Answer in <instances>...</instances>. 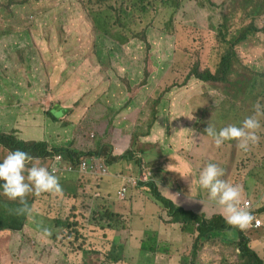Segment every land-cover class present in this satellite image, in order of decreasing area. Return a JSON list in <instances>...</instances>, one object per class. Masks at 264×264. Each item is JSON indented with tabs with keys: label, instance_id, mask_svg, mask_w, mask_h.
Returning <instances> with one entry per match:
<instances>
[{
	"label": "rangeland",
	"instance_id": "1",
	"mask_svg": "<svg viewBox=\"0 0 264 264\" xmlns=\"http://www.w3.org/2000/svg\"><path fill=\"white\" fill-rule=\"evenodd\" d=\"M134 1L0 0V16L5 19L0 27L7 36L0 38V129L9 125L12 135V130L29 128L24 141L46 140L50 151L56 142L57 154L62 156L71 153L76 159L80 153L91 156L98 151L103 155L105 149L106 160L109 155L120 158L116 164L108 162L112 176L107 180L81 176L76 168L58 176L61 193H29L30 214L17 215L19 201L0 192L1 222L23 224L17 231L0 232V264H184L183 252H195L197 246L191 241L185 245L182 227L162 216L166 206L155 200L158 192L166 194L168 180L175 184L163 162L172 165L171 158L178 152L186 157L183 151L195 149L197 170L208 161L217 164L224 172L222 179L243 186V198L259 206L261 196L264 206V127L258 132L259 143L247 151L234 140L216 147L204 132L208 123L216 130L237 126L251 114L254 103L264 105V15L259 16L264 1L164 0L171 2L167 11L162 0H140L146 12L134 10ZM251 25L255 30L236 43L227 82L208 85L191 79L184 83L185 75L175 72L174 62L195 54L204 55L198 61L206 67H217L225 50L221 36L239 38ZM109 27L108 37L100 38ZM162 79L173 91L154 101L151 97L156 99L154 91ZM113 90L118 94L108 98ZM9 95L21 102L15 119H9ZM98 96L109 104L100 102L84 113L82 107ZM156 105L163 107L160 113ZM67 106L71 109L60 110ZM129 116L134 120L122 124ZM148 133L159 136L154 143L158 142L161 155L146 150L150 138L146 147H140ZM6 153L0 147V161ZM127 153L132 157L125 159ZM140 170L150 173L158 189L130 186L120 200L117 193L123 179L131 180L129 176H137ZM185 173L198 177L196 169ZM176 183L181 186L179 179ZM181 206L195 215L214 213L206 202L191 196ZM42 226L52 229L50 237L42 234ZM160 227H165V234ZM122 234L132 242H125ZM215 234L222 238L216 240L220 244L232 246L219 249L213 242L205 248L216 264H225V255L241 264L236 247L244 236L251 239L250 249L252 241L259 244L256 249L264 257V228L241 233L229 227ZM113 249L121 250L126 260L112 262ZM130 249H135L132 257ZM167 252L171 253L168 263H160Z\"/></svg>",
	"mask_w": 264,
	"mask_h": 264
},
{
	"label": "clouds",
	"instance_id": "2",
	"mask_svg": "<svg viewBox=\"0 0 264 264\" xmlns=\"http://www.w3.org/2000/svg\"><path fill=\"white\" fill-rule=\"evenodd\" d=\"M262 8L263 10L259 16L264 15V4ZM222 29L223 27H221V30ZM222 34H224V31ZM225 37L226 35H223L221 36V39L223 40ZM228 40L230 39L228 38ZM218 84H222V82H218ZM89 96V91H87V100L89 99ZM62 109L68 111L71 108L70 106H67L66 109ZM262 119H264V105H261L257 102L252 105L251 114L246 116L243 121H240L237 126L228 124V126H225L217 131L213 124L208 123L207 127L204 129V132L208 137H211L213 139L216 147L222 146L225 141L234 140L236 141V145L238 148L247 151L251 146L258 144L260 141V135L258 134V132L262 127H264V124H262ZM133 120L134 119L132 118V116H129L128 120L123 121L122 124H129ZM148 138L152 139V143L146 150H152L160 154L161 148L157 146L158 142L154 143L155 141L159 140V136H154L150 133L142 136V139L139 142L140 147H146L145 144ZM125 139L129 142H132L131 136H127L125 137ZM163 140L164 138H160V141ZM152 144L154 148L152 147ZM194 150L192 152L183 151L185 153H188L186 157H184L180 152L176 153L174 158H171V161H173L172 165L168 163L166 166L165 161L163 162L166 167V174H170L174 177L175 184H172L171 181L168 180V188L165 190L166 196L163 197L158 191H156V193L158 192V194H156L155 200L161 202V199L163 198L166 200V202L170 203L172 207L175 206L177 208H182L181 203L190 196L189 189L195 188L197 190V197L192 198L203 200L204 202H206V204L214 211V213L212 215H195L193 213L179 214L180 220L178 221L174 218V216L170 215V209L168 205H166L163 201L161 203L166 206L165 211L167 213L166 215H164L165 212L163 211L162 216L168 219H172L178 224L182 222H193L197 229L200 227V223L198 221L203 220L204 218H223L225 222L230 226V228H237L241 233L263 229L264 213L261 214L260 212L264 209V206L260 204L261 196L258 198L260 199L259 206L254 204V202H252L251 200L243 198V186L240 184H232L227 180L222 179L221 177L224 176V172L215 163H209L208 161L207 165L205 164L204 168H202L201 170H197V167L194 163ZM99 154V151L95 152V154L91 156L88 154H84L83 160H81L80 163L82 165V163L85 161L91 162L97 160L99 164L102 165L106 170V174H102L95 170L82 171L80 169L78 173L81 176H96L100 180H107V178L109 177L111 178V167L107 163L108 160H106L105 158H100L98 156ZM127 154L125 155V159H129L132 157L130 153V156L126 157ZM109 157L111 158L114 156L109 155ZM32 159L33 157L29 153L20 149H16L14 151H10L8 155L3 159V161L0 162V181L3 182L2 184H0V188L3 189V194L8 199L19 201L21 206L15 209V213L17 215H25L31 213V208L26 200V197L29 193L40 195L44 193L59 194L62 192L59 179L56 175V172H54V169L52 168L51 171H49L48 168H45L43 166H32L27 170V177L25 176L26 165ZM119 161L120 158H113V164H116ZM192 169H196L198 175L197 178H195L191 174L186 177L185 170L191 171ZM149 175V172L140 170L137 176H129L131 177V180L129 178H124V183L117 193L118 198L120 200H124L130 186H137V188L142 191L146 190L147 188H149L150 190L158 189V183L150 180ZM178 179L181 181V186H178L176 183ZM121 196L123 197L121 198ZM211 202L215 205L210 204ZM247 202L251 203V207L247 206ZM183 213L187 212L183 210ZM195 217L197 219H195ZM258 220L262 222L261 227H256V222ZM246 229L248 231H246ZM41 230L42 234L45 236L50 237L52 235V229L49 227L42 226ZM246 238L247 236H244L241 239L240 243L243 239ZM250 244L251 239L249 241V245ZM252 244L254 245V248L252 247V250H254L260 256L256 249L258 245L257 242L255 243L252 241ZM236 250L239 251L238 257L240 260L241 250L239 246L238 248L236 247ZM260 258L263 259L264 257L260 256Z\"/></svg>",
	"mask_w": 264,
	"mask_h": 264
},
{
	"label": "trees",
	"instance_id": "3",
	"mask_svg": "<svg viewBox=\"0 0 264 264\" xmlns=\"http://www.w3.org/2000/svg\"><path fill=\"white\" fill-rule=\"evenodd\" d=\"M163 1V9H166L167 11H170L169 9V5L171 4V2L169 1L164 2ZM25 2L19 3L18 5H23ZM133 9L138 11L139 9H141L142 11L146 12V7L144 6V4L140 3V0H135L133 3ZM175 11L170 12V17L174 16ZM0 20L5 22V19L3 18V16H0ZM98 20L101 22L103 19L101 17L98 18ZM169 20H166L162 25L164 27L165 24H169ZM161 25V23H160ZM110 28H107V30H105L104 34H100V38L104 37L106 34H110ZM255 30V28L251 25V27L247 28L244 30L242 36L238 37H232L230 40H228V36L226 35V37L222 40L223 44L225 45V50L220 58V63L217 65V67L213 68V67H206L204 65V63L199 62L198 59L199 58H204V55L202 56H198L197 54L193 55L192 57H190L187 60L184 61H176L172 64V66L175 69V72H177V74L179 75V77H182V75L184 76V83L188 82L191 79H197L200 82L204 83V84H213V83H218V82H226V76L229 73V70L232 69V56H234L235 52V47H236V43L241 41V39L248 33L253 32ZM5 28L0 27V38H7L6 34L4 33ZM106 37H108L106 35ZM114 40H116L117 42H119L118 44H124L123 42H121L120 40H118L116 38V36L113 37ZM233 39V40H232ZM12 49H14L12 47ZM182 53L187 54V50H179ZM194 64H197V67L194 70ZM6 83L8 85V81L6 79ZM173 90L169 89V87H167L164 79H162L159 82V88H156L154 91V95L156 96V99H153L151 97L152 100L154 101H160L164 96L170 94ZM118 92L116 91H111L108 92V98H111V96L113 94H115ZM9 97L12 98V103L8 104V112H9V119L10 117L12 119H15L17 117V111L20 107L21 102L17 99L14 98V95H9ZM103 102L105 104H109V102L101 99L99 96L90 104L87 105L86 107H82V111L84 113H88L89 111L92 110V108L97 105L98 103ZM159 104V103H156ZM159 106L160 109L159 110H155L156 112L160 113L163 110V107L160 105H156V107ZM63 111H66L64 109H60ZM58 110V111H60ZM58 111L54 112V115L57 116ZM160 111V112H159ZM9 121V120H8ZM8 128L9 125L5 126L4 130L0 129V147L2 149H7V155L10 151H14L16 149H20L22 151H25L27 153H29L33 159L27 163V165L29 167L32 166H43L45 168H48L49 171H51V168L54 169L56 171V175L57 177L61 174H65L66 170H70L73 171V169L77 168V171H79L81 169V163L80 161L83 160V157H81L84 154H79L78 158H74L73 154H69V155H59L57 153H59V148H58V143L56 142H52V144L54 145L52 148V151H50L48 149V144L44 141H33V142H27L24 141V135L28 132L29 128H24L21 129L19 132L14 133L12 130V135H10V133L8 132ZM219 131V130H217ZM20 139V140H19ZM102 154H99L98 156L100 158H104L105 157V149H102ZM5 155V156H7ZM130 154L128 153L126 157H129ZM113 158L115 157H111L108 159V162H110L109 164H113ZM78 159V160H77ZM117 159V158H115ZM3 159H1L0 162H2ZM107 162V163H108ZM239 164L237 162V168H238V172H239ZM26 165V166H27ZM75 167V168H74ZM248 170H246L247 172ZM245 172V173H246ZM242 171V178H244V174ZM240 174V173H239ZM25 176L27 177V174L25 173ZM249 176V174L247 175ZM3 182L0 181V184H2ZM260 183V182H259ZM0 192L3 193V189L0 188ZM264 192V191H263ZM263 192L257 194V195H261ZM246 195H248V193L245 192ZM168 205L169 209H170V215L174 216V218L176 220H180L179 218V214H189V213H183V209L182 208H177L175 206L172 207V205L168 202H166L165 199H161V202H163ZM182 216H187V215H182ZM195 219H197L195 217ZM199 220V219H198ZM200 223V227L198 228L199 231H202L203 233H206L201 239H197V240H193L194 244L197 246V250L195 252H183V262L184 264H210L211 262L215 261L214 256H206L205 255V248H207L211 243L210 242L208 244L209 241V233L208 231L210 230H219L220 232H224L226 230H228V228L230 227L223 218H212V219H207L204 218L203 220H199L198 221ZM22 223L20 225L15 224V222H12L10 224H3L1 222V218H0V232L1 231H6V230H14L17 231L19 229H21L22 227ZM131 226V225H130ZM130 234L133 237L132 234V230L130 229ZM123 235V239H125V242L131 241L130 237L128 235ZM249 241L250 238H246L243 239L242 242L239 244V248L241 250V255H240V260H241V264H264V260L262 258H260V256L252 249L249 248ZM132 242V241H131ZM216 244V243H215ZM148 246L147 244H144L143 246L141 245V249H147ZM133 249H130L128 251V256L132 257V252L135 253V249L132 251ZM112 254H114L116 257H112L111 261L112 262H124L126 260L123 252L121 250L116 251L115 249H113L111 251ZM166 257V258H165ZM169 254L167 253L160 261V263H168L169 261ZM222 263L225 264H236L235 261H233L231 258L227 257L225 255V258L222 260ZM211 264H216L215 262L211 263Z\"/></svg>",
	"mask_w": 264,
	"mask_h": 264
},
{
	"label": "crops",
	"instance_id": "4",
	"mask_svg": "<svg viewBox=\"0 0 264 264\" xmlns=\"http://www.w3.org/2000/svg\"><path fill=\"white\" fill-rule=\"evenodd\" d=\"M189 193H190L191 197H197V190L195 188H190ZM164 196H166V194ZM263 219H264V216H263ZM179 225L182 227L181 228V234H182V238H184V240H185V245H187L189 243V241L193 242V240H197L198 238L201 239L206 234V233H203L202 231H199L195 227L193 222H182V223H179ZM188 226H191V228L188 229ZM159 231L161 234L166 233L165 227H160ZM208 232H210L208 235V237H209L208 244L210 242H215L216 246L219 249L229 247V246H224V245L220 244L218 241H216V240H219L222 238H219V236H217L215 233H223V232L216 231V230H210ZM165 239H167V238L165 237L164 240ZM205 255L206 256H212L211 254H208V253H205Z\"/></svg>",
	"mask_w": 264,
	"mask_h": 264
},
{
	"label": "built area",
	"instance_id": "5",
	"mask_svg": "<svg viewBox=\"0 0 264 264\" xmlns=\"http://www.w3.org/2000/svg\"><path fill=\"white\" fill-rule=\"evenodd\" d=\"M81 170L82 171L95 170V171H98V172H100L102 174H106V170L103 168L102 165L99 164V162L97 160H94V161H91V162H88V161L83 162L82 165H81ZM54 172H56V171L54 170ZM247 206L251 207V203L247 202ZM261 226H262V222L258 220L256 222V227H261Z\"/></svg>",
	"mask_w": 264,
	"mask_h": 264
}]
</instances>
